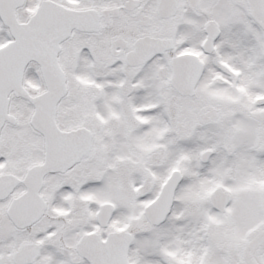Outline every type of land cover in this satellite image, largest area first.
Listing matches in <instances>:
<instances>
[{
	"label": "snow or ice",
	"instance_id": "1",
	"mask_svg": "<svg viewBox=\"0 0 264 264\" xmlns=\"http://www.w3.org/2000/svg\"><path fill=\"white\" fill-rule=\"evenodd\" d=\"M0 264H264V0H0Z\"/></svg>",
	"mask_w": 264,
	"mask_h": 264
}]
</instances>
